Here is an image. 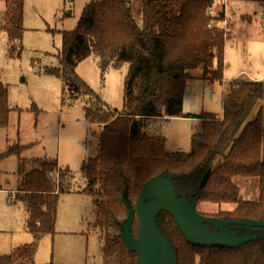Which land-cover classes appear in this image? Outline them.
Listing matches in <instances>:
<instances>
[{
	"label": "trees",
	"instance_id": "16d2710c",
	"mask_svg": "<svg viewBox=\"0 0 264 264\" xmlns=\"http://www.w3.org/2000/svg\"><path fill=\"white\" fill-rule=\"evenodd\" d=\"M3 4L0 29L7 36V57L20 59L24 0H3ZM212 5L213 0H87L75 28L61 31L56 65L39 72L61 80L62 104L65 98L85 97L87 120L104 126L95 156L82 162V188L75 189L72 170L59 167L56 159L21 157L26 149L23 144H11L0 154V161L18 158L13 191L15 201L24 205L32 236L31 243L0 255V264L35 263L39 241L55 233L60 197L68 194L93 198L103 263L116 257L118 264H136V253L121 236L128 215L123 222L116 221L118 238L108 234L106 223L115 219L113 211L122 197L129 214L127 204L134 208L128 201L131 186L138 195L142 185L155 176L169 179L178 200L193 206L198 216L264 221V81L244 76L230 80L220 114L183 110L188 81L197 77L223 83L225 33L210 22L221 21L224 8L212 16L208 14ZM90 56L98 59L101 79L109 68L127 65L120 111H111L77 74V65ZM15 108L9 104L8 85L0 80V129L8 127ZM172 118L200 121L201 130L191 135L186 152L165 148L161 123ZM237 177L257 181L256 199L241 198ZM135 216L131 232L138 239ZM153 221L174 249L177 264H264V228L207 226L212 234L252 236L229 248L190 242L165 210L158 211Z\"/></svg>",
	"mask_w": 264,
	"mask_h": 264
},
{
	"label": "rangeland",
	"instance_id": "374dc122",
	"mask_svg": "<svg viewBox=\"0 0 264 264\" xmlns=\"http://www.w3.org/2000/svg\"><path fill=\"white\" fill-rule=\"evenodd\" d=\"M86 3L87 0H24L20 59L7 57V36L0 29V80L8 85L10 106L17 107L10 113L8 127L0 129V154L9 145L18 142L26 146L21 155L23 158L56 159L59 167L72 170L75 189L85 185L80 168L85 158L95 156L99 132L104 124L87 120L83 96L74 100L65 98L62 104L61 80L39 71L56 65L54 55L61 45L60 33L75 28ZM3 8V0H0V18ZM222 8V20L210 23L224 30L225 66L229 67L223 73L222 85L197 77L187 82L188 90L183 95L185 113L220 114L226 83L230 81L228 78L224 80L225 76L231 77L240 70H244L241 74L249 72L254 78L264 75V2L213 0L208 14L215 16ZM76 72L111 111L122 109L127 65L118 70L109 68L101 79L98 59L90 56L77 65ZM200 126L195 119L164 120L161 128L165 148L169 151H188L191 135L199 132ZM17 172L16 156L0 161V255H7L14 248L32 242V236L27 231L24 206L15 201L13 189L18 180ZM235 180L241 187V198L249 200L258 197L257 181L238 177ZM134 188L132 185L129 190L128 201L135 207L137 193ZM124 203L122 197L117 210L113 211L115 219L106 223L108 234L113 238H118L120 234L116 221L123 222L128 215ZM96 223L91 196H61L55 233L39 241L34 264L51 261L55 264H102V234L100 228L95 227ZM103 264H118V259L115 257Z\"/></svg>",
	"mask_w": 264,
	"mask_h": 264
},
{
	"label": "water",
	"instance_id": "95a60500",
	"mask_svg": "<svg viewBox=\"0 0 264 264\" xmlns=\"http://www.w3.org/2000/svg\"><path fill=\"white\" fill-rule=\"evenodd\" d=\"M185 90H188V87ZM149 192L155 194L149 195ZM146 199L148 201H145ZM127 207L129 214L121 225V236L128 249L136 253V264H177L174 249L153 221L155 214L161 210L167 211L173 217L187 240L198 245L231 248L252 238L236 237L232 233L212 234L207 226L215 229L230 226L264 228V221H219L196 215L193 206L183 205L178 200L171 181L161 176L147 180L138 192L135 207L132 208L130 204H127ZM134 215L138 220V239H134L131 232Z\"/></svg>",
	"mask_w": 264,
	"mask_h": 264
},
{
	"label": "crops",
	"instance_id": "0c3cea01",
	"mask_svg": "<svg viewBox=\"0 0 264 264\" xmlns=\"http://www.w3.org/2000/svg\"><path fill=\"white\" fill-rule=\"evenodd\" d=\"M3 6H4V4H3ZM4 9V8H3ZM227 62V60L225 59V55H224V73L226 72V70L225 69H227L229 66H225V63ZM244 70H240V71H238V72H236L235 74H232V76L231 77H226L225 76V79L224 80H227V78L228 79H230V80H232V79H235V78H237V77H241V76H243V75H246V76H249V79H251V80H263V78H264V75H262V76H258V77H256V78H254V77H252V74H250L249 72H247V73H245V74H241L242 72H243ZM225 75V74H224ZM264 81V80H263ZM261 106H262V112H263V116H264V99H263V101H262V103H261ZM196 121H199V120H197V119H195ZM200 122V121H199ZM68 195H72V194H68ZM77 195H81V194H77ZM24 206V205H23ZM25 210V209H24ZM26 214V213H25ZM26 217H27V215H26Z\"/></svg>",
	"mask_w": 264,
	"mask_h": 264
},
{
	"label": "built area",
	"instance_id": "2783aa9c",
	"mask_svg": "<svg viewBox=\"0 0 264 264\" xmlns=\"http://www.w3.org/2000/svg\"><path fill=\"white\" fill-rule=\"evenodd\" d=\"M226 26V25H225ZM227 28V27H226Z\"/></svg>",
	"mask_w": 264,
	"mask_h": 264
},
{
	"label": "flooded vegetation",
	"instance_id": "af4514ba",
	"mask_svg": "<svg viewBox=\"0 0 264 264\" xmlns=\"http://www.w3.org/2000/svg\"><path fill=\"white\" fill-rule=\"evenodd\" d=\"M137 218V217H136Z\"/></svg>",
	"mask_w": 264,
	"mask_h": 264
}]
</instances>
